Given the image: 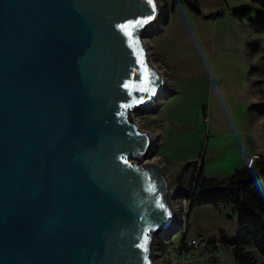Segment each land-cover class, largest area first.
<instances>
[{
	"label": "water",
	"instance_id": "1",
	"mask_svg": "<svg viewBox=\"0 0 264 264\" xmlns=\"http://www.w3.org/2000/svg\"><path fill=\"white\" fill-rule=\"evenodd\" d=\"M160 15L157 0H0V264H155L170 186L136 162L152 144L130 113L164 93L141 39Z\"/></svg>",
	"mask_w": 264,
	"mask_h": 264
},
{
	"label": "rangeland",
	"instance_id": "2",
	"mask_svg": "<svg viewBox=\"0 0 264 264\" xmlns=\"http://www.w3.org/2000/svg\"><path fill=\"white\" fill-rule=\"evenodd\" d=\"M157 2L161 15L141 39L165 89L160 98L130 115L152 144L138 164L151 162L164 172L177 219L175 179L188 162L203 160L208 178L230 174L241 167L245 135L264 155V34L254 25L264 9L250 0H197L201 13L196 14L181 4L172 7L169 0ZM245 6L249 18L241 20L235 13ZM164 10H169L167 19ZM190 171L191 166L182 178L187 180ZM176 226L158 234L160 248L181 239ZM186 229L191 238L233 240L237 216L229 207L195 206L188 210ZM246 250L257 262L264 260L251 245Z\"/></svg>",
	"mask_w": 264,
	"mask_h": 264
},
{
	"label": "trees",
	"instance_id": "3",
	"mask_svg": "<svg viewBox=\"0 0 264 264\" xmlns=\"http://www.w3.org/2000/svg\"><path fill=\"white\" fill-rule=\"evenodd\" d=\"M174 7L183 5L188 11L200 14L197 0H169ZM264 9V0H250ZM166 19L169 10H164ZM250 8L245 6L235 14L239 19L249 18ZM256 31L264 34V13L255 22ZM262 94V92H261ZM264 113V109L260 111ZM191 171L187 180L182 178L187 167ZM203 160L188 162L175 179V194L190 201L189 210L195 206L209 205L216 209L229 207L237 216V236L228 243L235 244L232 254L237 264H264L257 262L247 246L264 254V157L258 156L251 165L236 168L220 178H208L203 173Z\"/></svg>",
	"mask_w": 264,
	"mask_h": 264
},
{
	"label": "built area",
	"instance_id": "4",
	"mask_svg": "<svg viewBox=\"0 0 264 264\" xmlns=\"http://www.w3.org/2000/svg\"><path fill=\"white\" fill-rule=\"evenodd\" d=\"M255 159L256 156L247 159L248 166ZM177 201L179 216L175 219L173 214L170 228L177 222L176 230L181 228V239L168 242V245L160 248L156 236L152 244L155 264L158 260H162L164 264H237L232 254L235 244L226 242L224 238L202 240L188 237L186 228L190 201L186 198H179ZM260 256L264 258V254Z\"/></svg>",
	"mask_w": 264,
	"mask_h": 264
},
{
	"label": "crops",
	"instance_id": "5",
	"mask_svg": "<svg viewBox=\"0 0 264 264\" xmlns=\"http://www.w3.org/2000/svg\"><path fill=\"white\" fill-rule=\"evenodd\" d=\"M248 87H249V94L251 95V90H250V84H248ZM256 142V141H255ZM243 143H244V141H243ZM243 143H242V149H241V152H243ZM262 152V148L261 147H258V143H256V149H255V153H258V156H263L264 157V155H263V153H261ZM257 156V157H258ZM243 157V156H242ZM242 160H241V162L239 163V166H243L244 165V163H246L245 165H248V161H247V159H245L244 157L243 158H241ZM228 175V174H227ZM227 175H224V176H227ZM224 176H221V177H224Z\"/></svg>",
	"mask_w": 264,
	"mask_h": 264
},
{
	"label": "snow or ice",
	"instance_id": "6",
	"mask_svg": "<svg viewBox=\"0 0 264 264\" xmlns=\"http://www.w3.org/2000/svg\"><path fill=\"white\" fill-rule=\"evenodd\" d=\"M149 4H152V0H148ZM149 19H151V17H149ZM137 24L141 23L140 21L136 22ZM122 30L125 31L126 35H128L130 38L132 37L133 33L131 31H129V25L125 24V25H121L120 26ZM131 27H135V25H132ZM127 107V106H126Z\"/></svg>",
	"mask_w": 264,
	"mask_h": 264
},
{
	"label": "bare ground",
	"instance_id": "7",
	"mask_svg": "<svg viewBox=\"0 0 264 264\" xmlns=\"http://www.w3.org/2000/svg\"><path fill=\"white\" fill-rule=\"evenodd\" d=\"M209 118V117H208ZM148 153V152H147ZM147 153L144 155V156H142L140 159H138V160H136V162L138 163H142L143 162V160H144V158H145V156L147 155ZM171 228L169 227L165 232H168V230H170ZM164 233V232H163ZM173 233V232H172Z\"/></svg>",
	"mask_w": 264,
	"mask_h": 264
}]
</instances>
